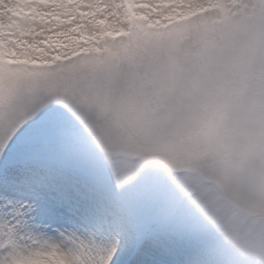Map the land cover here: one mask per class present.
Here are the masks:
<instances>
[{
  "label": "snow or ice",
  "instance_id": "snow-or-ice-1",
  "mask_svg": "<svg viewBox=\"0 0 264 264\" xmlns=\"http://www.w3.org/2000/svg\"><path fill=\"white\" fill-rule=\"evenodd\" d=\"M0 264H264V0H0Z\"/></svg>",
  "mask_w": 264,
  "mask_h": 264
}]
</instances>
